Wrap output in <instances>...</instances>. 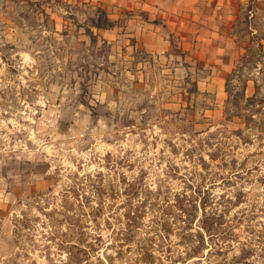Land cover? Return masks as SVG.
<instances>
[{
    "label": "rangeland",
    "instance_id": "1",
    "mask_svg": "<svg viewBox=\"0 0 264 264\" xmlns=\"http://www.w3.org/2000/svg\"><path fill=\"white\" fill-rule=\"evenodd\" d=\"M197 24L0 0V264H264V0Z\"/></svg>",
    "mask_w": 264,
    "mask_h": 264
},
{
    "label": "crops",
    "instance_id": "2",
    "mask_svg": "<svg viewBox=\"0 0 264 264\" xmlns=\"http://www.w3.org/2000/svg\"><path fill=\"white\" fill-rule=\"evenodd\" d=\"M78 1V0H75ZM86 3H97L98 5L112 10L117 7L132 9L142 8L152 17H159L160 20L166 23H171L172 29L180 30L182 26L193 25L199 26L197 20L205 11L207 0H79ZM205 23L203 20L201 21ZM209 35H217L208 28ZM193 35H201L196 31ZM159 35H165L162 31ZM220 35H225L224 31Z\"/></svg>",
    "mask_w": 264,
    "mask_h": 264
},
{
    "label": "trees",
    "instance_id": "3",
    "mask_svg": "<svg viewBox=\"0 0 264 264\" xmlns=\"http://www.w3.org/2000/svg\"><path fill=\"white\" fill-rule=\"evenodd\" d=\"M101 25H99V27H100ZM102 26H104V25H102ZM245 87H243V89H244ZM242 93V96L244 95V90H243V92H241ZM250 101H252V100H254V102H255V108H256V110H258V111H262V109L264 108V94L263 95H261V96H259V94H257V92L255 93V95H253V96H251V97H249L248 98ZM259 106V107H258Z\"/></svg>",
    "mask_w": 264,
    "mask_h": 264
}]
</instances>
